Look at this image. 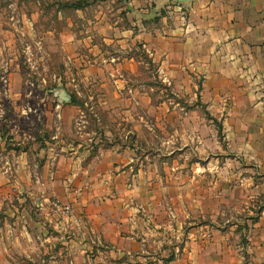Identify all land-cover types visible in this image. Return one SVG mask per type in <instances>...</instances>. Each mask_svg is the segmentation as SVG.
I'll return each mask as SVG.
<instances>
[{"label":"rangeland","instance_id":"1","mask_svg":"<svg viewBox=\"0 0 264 264\" xmlns=\"http://www.w3.org/2000/svg\"><path fill=\"white\" fill-rule=\"evenodd\" d=\"M115 5L116 0H0V264L5 249L15 252L13 264L42 260L33 255L28 262L17 252L24 246L19 219L27 205L23 198L31 201L27 212L36 218L40 212L36 211V198L52 189L51 174L58 171L61 179L71 174L67 163L80 157L73 155L75 152L95 153L98 147L121 145L138 153L137 168L131 174L140 170L141 177L151 178L150 184H141L135 196L137 215L141 219L154 216L151 226L165 232L159 236L160 245L139 249L121 262L189 264L183 251L191 241L187 233L202 227L209 231L219 228L221 237H226L220 242L232 247L240 264H248L245 249L249 225L264 201L242 203L245 189L239 185L244 162L229 155L221 125L205 124L201 143L189 138V132L184 167L185 157L178 152L183 141L174 133L179 124L165 121L166 109L161 105L178 101L177 95L165 91L156 83L159 80H148L146 72L135 79V95L116 93L115 74L100 73L109 57L120 53L114 45L104 43L94 21L99 15L114 16ZM108 62L115 66L114 61ZM152 85L157 86L153 92ZM125 99L130 101L129 108L122 107ZM139 101L144 102L139 106ZM129 113L139 120H123L129 119ZM188 128L196 131L194 123ZM196 147L203 148L202 156H195ZM170 151L175 153L168 156ZM233 174L236 178L229 182ZM178 176L187 179L185 188L179 182L171 183ZM38 177H43L44 192L35 190ZM27 178L30 191H34L30 196L19 188ZM234 183L237 189L229 188ZM59 206L62 212L69 210ZM207 238L203 235L198 241L209 245ZM52 243V249L56 248ZM115 259L113 256L110 261ZM43 264H52L46 254Z\"/></svg>","mask_w":264,"mask_h":264},{"label":"crops","instance_id":"2","mask_svg":"<svg viewBox=\"0 0 264 264\" xmlns=\"http://www.w3.org/2000/svg\"><path fill=\"white\" fill-rule=\"evenodd\" d=\"M112 15H99L94 24L104 43L119 49L120 55L108 60L115 66L107 61L104 70L100 69V73L115 74L116 93L135 95V79L146 72L148 80H159L156 83L165 91L177 95L178 101L161 105L166 109L165 121L179 124L174 133L183 141L178 152L185 157L184 167L189 132V138L201 143L205 124L221 125L229 155L244 162L239 185L245 189L242 203L264 201V0H116V17L112 19ZM156 88L152 85L150 91ZM142 102L136 103L140 106ZM121 103L124 108L130 106L127 99ZM136 119L129 113V119L123 120ZM191 123L196 131H189ZM195 150V156H202L203 148ZM137 154L122 145L98 147L95 153L75 152L73 155L80 157L67 163L71 174L64 179L58 171L51 174V191L36 198V211H40L36 218L27 212L31 201L27 197L21 200L27 205L19 218L24 241L17 250L19 255L28 262L35 255L36 260L42 259L37 264H43L45 254L52 264H124L120 260L139 249L160 245L159 236L165 232L151 226L154 216L141 219L134 206L141 184H150L151 179L149 175L141 177L140 170L131 174L137 168ZM149 167L151 172L153 167ZM232 178L236 174L229 182ZM178 182L184 187L187 179H171V183ZM235 184L229 188L237 189ZM44 187L43 177H38L35 190L44 192ZM19 188L27 196L34 192L28 178ZM59 203L69 210L62 212ZM257 211V220L247 233L248 264H264V205ZM187 235L191 241L183 251L189 264H240L232 247L220 242L226 237H221L219 228L209 231L201 227ZM203 235L209 245L198 241ZM50 242H55L56 248L52 249ZM5 251L3 264H13L15 252ZM113 256L114 262L110 261Z\"/></svg>","mask_w":264,"mask_h":264},{"label":"trees","instance_id":"3","mask_svg":"<svg viewBox=\"0 0 264 264\" xmlns=\"http://www.w3.org/2000/svg\"><path fill=\"white\" fill-rule=\"evenodd\" d=\"M75 7H76L77 9L79 8V6H76V5H75ZM256 214L258 215V214H259V211H258V212H256ZM256 220H257V218H256V217H254V218H253V222H256Z\"/></svg>","mask_w":264,"mask_h":264},{"label":"built area","instance_id":"4","mask_svg":"<svg viewBox=\"0 0 264 264\" xmlns=\"http://www.w3.org/2000/svg\"><path fill=\"white\" fill-rule=\"evenodd\" d=\"M68 207H66V210H67Z\"/></svg>","mask_w":264,"mask_h":264}]
</instances>
